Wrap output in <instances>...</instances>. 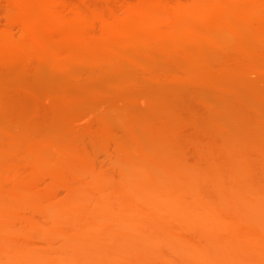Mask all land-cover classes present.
I'll return each instance as SVG.
<instances>
[{
  "label": "bare ground",
  "instance_id": "1",
  "mask_svg": "<svg viewBox=\"0 0 264 264\" xmlns=\"http://www.w3.org/2000/svg\"><path fill=\"white\" fill-rule=\"evenodd\" d=\"M99 1L100 2H98L97 0H0V7L2 6L1 5L2 3L5 4V5H3V8L6 7L5 10L3 9L4 10L3 13H5L3 16H5L4 19H6V20H4V22H7V23H5L6 26H5L4 22H3V25L0 26L1 28H2V26H5L2 29H0V63L1 64L5 63L1 59H5V58L8 59V57H7L8 54L13 53V51H16V50H18V51L21 50V53H22V50H25V52H28V53L29 52L35 53V55H36L35 57L38 58L37 61H40V60L42 61V59H44V60L45 59H48V60L51 59V62H52V60H54L56 58L57 51H59L58 47L61 44L62 45L66 44V43L64 44V42H68V43L70 42V43H75V44L79 43V45H77L78 47L81 44L84 46V48H85V46H90V47L92 46L93 47L94 43H92L91 41H93L94 38H97L98 40L102 38V42H103V39L106 40V43L109 46L105 43L104 48L106 46L108 47V52H107L108 56L114 57V58H116V60H118V58L126 59L127 57H126V53L124 52V49L129 47L128 44L132 46L131 43H134V42L137 43L138 40L139 41L143 40L141 37H139L142 34L141 36H143L144 40H145V37L148 39V40H146L147 43L150 42V43L156 45V46L153 45L156 49H158L157 46L159 44H162L159 46H163V44H164L163 47L165 50L166 49L165 46H167V45L171 46L172 43H175L178 41L183 42V44L188 43L189 45H192L191 48L189 47L190 48L189 49L188 48L189 45L188 46L184 45L187 47V48H185V47H183V44L181 45L180 43H177V44H180L183 48H185L187 50V53L185 50L184 51L186 53L185 55L186 56L188 55V57H186V56L185 57L188 59L189 62L187 61L186 58L185 59L183 58V60H181V59L180 60L183 62L185 61V63L187 61V63H188L187 67H191V68L187 69L186 64H185V66L182 65V67H183V69H185V72L187 74L190 71L189 74H191V75H186V73H182L183 75L188 76V77L184 76L185 77L184 79L186 81L182 78V80H184L187 83H184L181 80V78H180V80L184 84H186V88L188 87L187 89L190 90V89H192V87H191L192 81L191 80H193V82L195 84L198 83L195 80L199 81V79H197V78H198V76H200V74H202V72L199 73V75H198V72L203 69V66H200V69L197 68L199 63L201 64V62L198 63L199 60L201 61V59H199L200 58V52L202 51V54L205 53L202 48H201L202 50H200L199 47H202V45L201 46L198 45L199 42L200 43L205 42V44L208 45V43L210 41H212V42L217 41L218 44L217 43L216 44L219 47L216 49H219L221 47L220 49L225 50V52H226V50H228L231 47V46L230 47L228 46L229 40H227V39H231L230 35H233L236 39H238V40H235V41H237V44L235 45V41L231 42L234 44H231V43L230 44L234 45L235 48L238 46L237 50H241V51H235L234 47L232 46L233 47L232 49L235 51V53L236 52H241V53L243 52V54L238 53L240 55V57H241V55H242V57H243V55L244 56L247 55V57H249L248 54L251 55L252 51L257 52V48L256 49L253 48L254 50L251 48V51H248V53L244 54L245 49L250 50L249 49L250 47H254L255 45L258 46L257 42H254L255 45L253 46L252 42H249V41H251V39H253V41L261 40L264 43V0H99ZM255 1L258 3V7H256L254 5V3L256 4ZM259 2L261 4L262 8H259L260 7ZM0 13H2V11ZM12 28L17 29L16 32L17 31L18 32L16 34H14L15 32L14 33L12 32ZM144 30H145V32H147L145 34L146 36L143 35ZM148 31H149V33H148ZM138 32H139V35H137ZM195 35H196V37L198 36L197 37L198 39L196 41H194L195 39L192 40L193 38H195ZM137 36L139 37V39L137 38ZM228 36H229V38H228ZM255 39H257V40H255ZM146 41H144V42H146ZM206 41L208 43H206ZM230 41H232V40H230ZM100 42H101V40H100ZM144 42L143 41L138 42L137 44H141ZM212 42H210V43H212ZM91 43H92V45H90ZM169 43H171V44L169 45ZM210 43H209V45H211V48L210 47L209 48L212 49V44H210ZM214 43H213V47L217 46ZM258 43L260 45L259 41H258ZM75 44H73L74 47H75ZM177 44H174L173 46L177 47L178 46ZM205 44H204V46H205ZM69 45H71V44H69ZM248 45H250L249 48H247ZM181 46L180 47L178 46L180 48V50H182ZM227 46L229 48L225 49V47L227 48ZM257 46H255V47H257ZM60 47H61L60 49H62L63 46H60ZM90 47H89V51H90V49H92V47L91 48ZM98 47H99V49H97ZM98 47H95V48L100 51V46L98 45ZM124 47H126V48H124ZM163 47L161 49H163ZM174 47H172L173 49L171 48V53L173 54V52L175 51V53L178 54L177 48H176V50H177L176 51V50H174L175 49ZM260 47H261V45L259 46V48ZM80 48H83V47L81 46ZM86 48H88V47H86ZM129 49H131V48L129 47ZM154 49L152 50L153 52L155 51ZM161 49H159V50H161ZM167 49H168L167 52L164 50H161L160 54L157 55L160 58V61L162 58L165 59L168 56H170V57L172 56L173 59H176L175 54L174 55L168 54L169 53L168 51H170V48H167ZM206 49L207 50H205V51H210L208 49V46ZM214 49H215V47H214ZM93 50H95V49H93ZM172 50H174V51H172ZM180 50H179V53L182 52V51L180 52ZM247 50H245V52H247ZM60 51H61L60 53L62 54V50H60ZM85 51H86V49H85ZM99 51H96V50H95V52L90 51L91 53L94 52V54H93V56L91 54L90 55L91 57L90 58L88 57V58L91 60L93 57V59L96 60V62L99 59L101 60V62H103V61L106 62L107 58L105 60H103L106 56L102 55ZM162 51H164V52L162 53ZM260 51H262V50H260ZM77 53H79V52H77ZM81 53H83V52L81 51ZM81 53L78 54V55H80L79 57H81ZM129 53H130V51H129ZM155 53H156V51H155ZM258 53H259V51H258ZM29 54H31V53H29ZM87 54L88 53H86V54L84 53V55H87ZM151 54L153 56L156 55V54L154 55V53H151ZM207 54H205L206 57H207ZM231 54H232V52H231ZM238 54L237 55L235 54V55L239 56ZM254 54H252V56H250V58H252V57H253L252 59H255L254 57L257 58V56ZM24 55H26V54H24ZM78 55H77V57H78ZM160 55L162 56V58ZM164 55L166 57H163ZM261 55H264V54L263 53L259 54V58L261 57ZM103 56H105V57L101 58ZM153 56L151 57L152 59H154ZM227 56H228V54H227ZM77 57H75V58L77 59ZM158 57H157V59H158ZM170 57H169V59H170ZM206 57H204V58H206ZM232 57L234 58V56H232ZM28 58L30 59V57H28ZM138 58H140V57H138ZM250 58L247 60H250ZM16 59H14V60H16ZM29 59H28V62H29ZM73 59H74V57H73ZM78 59H79V61L81 60L80 58H78ZM134 59H130L133 62L132 61L129 62V60H128L126 64H121V65L122 66L128 65V62L133 64L134 61H136L135 57H134ZM149 59L150 58H148L147 60H149ZM152 59H150V60H152ZM163 59H162V63H161L162 65H160V66L167 68V66H165V65H167V62H164L165 65L163 66ZM167 59L168 58H166L165 60H167ZM238 59L240 60V58H238ZM263 59H264V56H263L262 60ZM100 60L97 63V64H99V66L101 63ZM150 60H149V62H150ZM205 60L206 59H204V60L202 59V62H204L205 64H209V63H206L209 61V59L206 62H205ZM245 60L243 61V63H244L243 67L245 66V62H246ZM251 60H250V62H248V61L247 62L252 63ZM1 61H3V63ZM34 61H36V59ZM61 61L62 60H60V62ZM137 61H139V62H136L135 64L140 66V69H141V65H139V63H141V62L138 59H137ZM156 61L154 60L153 62L156 63ZM160 61L158 59V61H157L158 65H159ZM167 61H169V60H167ZM176 61H178V60L176 59ZM223 61L226 62V60H223ZM258 61L259 60L257 59V62ZM263 61H261L259 63H262ZM9 62H10V60H9ZM25 62H23V63H25ZM49 62H50V60L48 61V63ZM76 62H78V60H76ZM96 62L95 61L93 63L89 62L90 65L92 64V66H93L92 68H94V69H96V67H94L93 64ZM125 62H126V60H125ZM173 62H175V60ZM183 62H179V64H181ZM225 62H224V67L227 68V65H225L226 64ZM234 62H235V60H234ZM236 62H238V61H236ZM247 62H246V64H247ZM19 63H20V65L22 64L20 61H19ZM82 63H84V62H82ZM110 63L113 64V62H110ZM116 63H115V59H114V64H116ZM150 63H151V67L146 65L148 67V69L149 68L151 69L152 65H153L152 62H150ZM150 63H146V64L149 65ZM170 63H172V60ZM170 63H169V66H170ZM218 63H219V61H218ZM218 63H217V65H218ZM230 63L228 65H230ZM13 64H15V63H13ZM50 64H52V63H50ZM53 64H54V61H53ZM221 64L222 63H220V65ZM234 64H237V63H234ZM252 64H254V62ZM7 65H9V64H7ZM20 65H19V67H20ZM24 65L25 64H23L21 67L25 68ZM37 65H38V63H37ZM90 65L88 66L89 68L87 67L86 64L83 67H87L90 70V67H91ZM117 65H120V64H117ZM172 65L174 66V64H172ZM176 65H178V64H176ZM202 65H203V63H202ZM211 65H210V67H211ZM239 65H240V63H239ZM239 65H238V67H239ZM255 65H258V64L255 63ZM255 65H253V66L255 68L258 67L259 70L261 71V69H260L261 65L260 64H259V66H255ZM58 66H59V64H58ZM95 66H98V65H95ZM122 66L120 68L124 69L123 68L124 66L123 67ZM146 66H144V63H143L142 67H146ZM160 66H157L158 69H155V67H156V64H155V67L153 65V68H154V70H157V72L160 71L162 73V75L164 73H166V71H167L166 75H169L168 72L170 73V75L172 74V72H173V74H175L174 71L170 72V70L172 68L169 70V67L166 70L163 68L165 70V72L163 73V70L161 68L159 70ZM173 66H171V67H173ZM208 66L209 65H204V67H207V69H206L207 73H208V70L211 69V71L213 72V73L211 72V74L215 73V76H217V78H219L220 76L224 77L225 74L229 75L228 73L229 72L232 73L231 72L232 70L234 73L235 71L233 68H235L236 73L238 72L237 75L234 73L235 74V76H234L235 81L237 82L240 80V83H244V84L247 83L248 86H246V85L244 86V84L243 85L240 84V85L244 86L246 89L248 88L246 90L248 93L246 92V94L250 95V93H251L250 90H252V89H249V88H251V87L253 88V86H252L253 84L251 85V83L248 82L246 78H244V75H246V74H243V73L255 72V70H257V72H258V68H256V69L252 68L254 71H244L246 69L252 70V69H249V67H251V66H249L247 68V66H248L247 65L245 67L246 69L243 67H240L239 70H237L238 68H236V66H235L230 71L228 69H231V68L228 67L227 73H224L226 71V69L223 68V75H220V72H222V70L220 71L221 68L219 69V71L217 70L218 69L217 67L213 68V69L218 71V74H217V72L215 70H214L215 72L213 71L212 67L211 68L209 67L210 69H208ZM212 66H215V65H212ZM33 67H34V65L32 66V70H33ZM113 67L117 68L116 65ZM147 67H146V71H147ZM174 67H173V69H174ZM179 67H181V65ZM184 67H186V68H184ZM201 67H202V69H201ZM220 67H222V66H220ZM9 68L10 67H8V69ZM24 68H20V69H21V71L27 69L26 73L30 69L29 66L25 69ZM87 68H85V69H87ZM99 68H101V66ZM99 68H97V70H100ZM116 68H115V70H116ZM176 68H175V70H176ZM12 69L14 70V68H12ZM109 69H108V71H109ZM150 69H149V71H150ZM177 69L179 70V68H177ZM186 69L189 71H187ZM190 69L194 72H192ZM195 69H198L199 71L198 70L195 71ZM224 69H225V71H224ZM241 69H243V70H241ZM263 69H262V71H263ZM30 70L28 73H30ZM101 70L103 72V69H101ZM101 70H100V72H101ZM124 70H122V72L125 73L126 71H124ZM143 70L144 69H142L140 71L143 73ZM182 70L181 71L179 70V71L182 72ZM240 70L243 72H241L242 73L241 76H238L240 74L239 73ZM90 71H92V69ZM118 71H117V73H118ZM146 71H144V74ZM260 71H259V74H260ZM16 72H18V71H16ZM52 72L53 71L51 69V73ZM122 72L120 70V74ZM152 72H154V71H152ZM152 72H150V73H152ZM257 72H255V73H257ZM4 73H5V71H4ZM19 73H18V75H21ZM26 73H25V75H26ZM124 73H122V74H124ZM203 73L204 74H202V76L206 75V77L208 78V75L205 72H203ZM94 74L100 75L99 72L97 74L96 73H94ZM111 74H112V72H111ZM176 74H178V73H176ZM232 74H231V77H230V75L229 76L225 75L226 78H228V79L230 77V80L227 79L228 80L227 81L226 78H224V80H226L227 82L230 81V83H226V84H231L230 85L231 87L227 86V85H226L227 86L226 87L225 84H223L225 82L223 80V78L220 77L221 81H223V82H221L220 79H218V82L220 81L219 82L220 88L225 87L227 89V90H225L222 88L221 91L225 90V91L229 92V88H231L230 91H233L232 90V82L234 80L231 81V78H233ZM155 75H157L156 77H158L161 74L159 73V75L158 74H155ZM218 75H220V76H218ZM261 75H263L262 77H264V74H261ZM39 76L41 77V75H39ZM163 76L165 77V74ZM172 76L173 75H171L170 78H169V76H167L166 78L167 79L169 78L168 80L170 81V83L172 82L171 80L174 78L173 79L174 83L173 82L172 83L175 85L176 82L174 80L177 81L179 79H175V77H172ZM174 76L179 78L182 75L179 76V74H178V75H174ZM204 76H203V78L199 77L200 81L204 82V80L205 81L208 80L207 82H209V80L211 81V79L214 77V75H213V77H211V79H209V78L207 79ZM236 76L237 77L243 76V77H242V79L241 78L236 79ZM21 77H22V75H21ZM25 77H27V76H25ZM46 77L48 78V76H46ZM146 77L147 76H145V78ZM149 77H151V76H149ZM153 77H154V75H153ZM153 77H151V78H153ZM164 77H161V80H163L162 83H161V80H158V81H160V84H158L159 87L157 84H154V82H152V84L155 85V88L156 87H158V88L163 87V89H164L163 91L167 90L165 88H166V86L169 85V81L167 83L164 79H162ZM171 77H172V79H171ZM191 77L192 78L195 77L196 79L195 78L192 79ZM187 78H190L191 80H188ZM217 78H215V80H217ZM16 79H17V77H16ZM146 79H149V78H146ZM156 79L157 78H155V80ZM13 80H14V78H13ZM215 80H213L211 82L212 83L216 82V84L218 85L217 81H215ZM40 81H41V79H40ZM151 81H154V80H151ZM158 81L156 80L157 83H158ZM245 81H247V82H245ZM23 82H25V81H23ZM54 82H56V81H54ZM67 82H69V81H67ZM144 82H146V80ZM188 82H190V84H188ZM234 82H233V84H234ZM26 83H27V81H26ZM45 83H48V81ZM78 83H80V82H78ZM164 83L166 84L165 88L163 85H161ZM179 83L178 84L176 83V86H178ZM4 84L2 83V85L4 86L3 89L6 87L5 85H7V86L10 85V84H5V85ZM28 84H30V83H28ZM28 84H26V85H28ZM40 84H41V82H40ZM147 84L151 87L153 86V85H151V82L147 81ZM184 84H182V85L185 86ZM187 84H188V86H187ZM207 84L208 83H205L204 85H207ZM11 85L13 87L15 86V84H12V83H11ZM11 85H10V87H11ZM26 85H24V86L28 90V88L31 86V84L29 85V87H27ZM73 85H76V83ZM171 85L172 84L169 85L170 89L172 88ZM198 85H199V83L197 84V86ZM235 85L238 86V84H236V83L233 86H235ZM240 85L238 87H240ZM17 86H16V89H17ZM195 86L196 85L193 84V87H195ZM23 87H22V89H23ZM66 87H68V86H66ZM79 87L81 89H83L82 86L79 85ZM79 87L77 86L78 89H79ZM169 87H168V90H169ZM189 87H191V88H189ZM34 88H32V89L29 88V89L33 90ZM42 88H43V86H42ZM158 88H157V90H158ZM195 88H196V91H198L197 90L198 88L197 87H195ZM234 88H236V87H233V89ZM67 89L68 88H66L65 91ZM84 89H86V86L84 87ZM254 89H255V87H254ZM6 90L8 92L7 88H5L4 91L6 92ZM12 90L9 89V93L13 92ZM39 90L41 91V89H39ZM51 90H52V88H51ZM40 91H39V93H40ZM65 91H64V93L68 92V91H66V92ZM160 91H162V89H160ZM167 91H165V92L167 93ZM2 92H3V90H2ZM24 92H26V91H24ZM254 92H256V91L255 90L252 91L251 95L257 94V92L254 94ZM20 93L18 92V94H20ZM39 93H38V95H39ZM43 93H45V92H43ZM30 94H33V93L30 92ZM35 94H36V92H35ZM62 94H63V92L60 95H62ZM13 95L14 94H12V96ZM15 95H17V94H15ZM249 95L246 96L249 98H245L246 101L244 102V105H243V103H240L239 100H237L239 102V103L237 102V104L243 105L242 107L240 105V107L242 109L246 110V108H247V115L250 114V113H248V111L251 110V108L253 109L252 106L249 107V104L247 105V103H246L247 101L249 103V100L254 97V96L250 97ZM51 96L54 99L53 95H51ZM51 96H50V98H51ZM200 96H202V95H200ZM20 97H21V95H20ZM47 97H48V94H47ZM18 98H17V100L19 101L20 98L19 99ZM42 98H45V97L43 96ZM200 98H204V97H200ZM8 99H11V98H8ZM164 99L165 98H163L161 100H164ZM13 100H14V98H13ZM13 100H11V101H13ZM23 100H24V98H23ZM56 100H57V98H56ZM242 100H243V98L240 99V101H242ZM2 101H3V99H2ZM8 101L9 100H7V102H4V103L7 104ZM13 102L11 103L10 109H8L9 110V116H10V112L12 110H14L15 107H16V110L20 109V108L19 109L17 108L18 102H17V104H16V102H14L15 107H14V109L11 110V107L14 106ZM38 102H40V101H38ZM44 102H45V100H44ZM72 102H74V101H72ZM102 102H104V101H102ZM158 102H159V100H158ZM165 102L167 103V101H165ZM250 102H251V100H250ZM30 103H31V101H30ZM30 103H28V104H30ZM80 103H83V102H79V99H78V104L80 106L75 104L77 106V108H78V106L81 108ZM160 103H161V101H160ZM163 103L159 104V106L162 105V107H164ZM0 104H2V102ZM8 104L3 106V108L6 107V108H4L5 110L9 107ZM39 104H41V107H42V105L44 103L42 104V102H40ZM53 104L55 105L56 103L53 102ZM58 104H56V105H58ZM2 105H0V109L2 108ZM23 105H26V104L24 103ZM68 105H70V104H68ZM87 105H85V102H84L83 107L86 108V109H84L85 111L87 110ZM20 106H21V104H20ZM37 106H38V109H36V110H38V111L40 109L42 110V108H40V105H37ZM43 106L45 107V104ZM72 106H73V103H72ZM72 106L70 107L71 110L68 106V108L66 110L69 109L70 111L68 112L65 110V112H67L66 114H63L65 112L63 111V113H62L61 112L62 110L59 109L60 114L62 113L64 118L66 116L65 120L68 119L67 114L69 115L70 112L72 111ZM91 106H93V105H91ZM109 106H110V104H109ZM109 106L107 105L106 108H108ZM166 106H165V108H166ZM18 107H19V104H18ZM26 107H27V105H26ZM48 107H46L45 109L43 108V110L48 109ZM3 108H2V110H4ZM77 108H76V110H77ZM80 108H78V109L81 110ZM89 108H90V106H89ZM91 108H90V110H91L90 112H89V110H87V112H89V116H90V114H91V116H94L92 114H95L96 120L98 118H100V117H98L100 114L98 115L96 112L91 113L92 109L94 107L92 109ZM165 108H164V111L166 112L167 109H165ZM167 108H168V106H167ZM241 108H239V109L242 111ZM26 109H24V110H26ZM73 109L75 110V107ZM8 110L5 111L6 114L4 112L3 113L0 112V114H2V115L5 114L3 116L0 115L1 116L0 119L2 117H6ZM43 110L41 111V113L44 112L47 115L46 114L44 115L43 113H42L43 114L42 115L40 112H38V113H40L42 116H46V118H49V116L53 115V112L51 114V113H49V111L47 112V110H46V112H45ZM76 110H75V112L72 111L71 115H69V116L72 117L73 114H76V112H77ZM117 110H120V108ZM240 110L237 112V114H239ZM244 110H243V112H244ZM22 111H23V109H22ZM29 111H28V113H29ZM32 111H34V110H32ZM81 111H82V113L86 114V112H83V109ZM25 112H27V111H25ZM80 112L79 113L77 112V113L80 114ZM118 112L119 111H117V113ZM17 113L18 112L14 113V114H17ZM28 113H26V114H28ZM115 113H116V110H115ZM36 114H37L36 112H35V114L32 113L31 115H33V116L30 118L29 117L27 118L30 120V121L28 120L29 123L31 122V118L34 119V117H35V119L37 120L38 115L36 116ZM60 114H59V117H60ZM78 114L76 115V117L73 116L72 119L75 120L77 117H79V119H80V117L84 116L81 114L79 116ZM119 114H117V115H119ZM164 114L161 117L163 118V120L165 122V119L168 120V118H165V116H167V114H165V115ZM251 114H252V112H251ZM253 114H254V110H253ZM17 115H14L12 117H16ZM20 115H22V114H20ZM121 115H123V114L121 113L119 116H121ZM160 115H161V113H160ZM252 115H251V117H252ZM40 116H38V119ZM105 116L104 115L101 116V120H100L101 122H99V123H101V124L103 123L102 126L107 127L106 125H104V123L106 122L108 125V120L110 122L111 118H109L108 115H107L108 117L106 116L107 118H104ZM241 116H240V118H241ZM244 116L245 115L243 113L242 118H244ZM8 117L5 118L6 122H9L10 120L14 119V118H11V116H10L9 121H7ZM18 117H20V116H18ZM18 117H16V119ZM63 117H60L58 119H60L62 122L63 121L62 119H64ZM87 117H88V115L86 116V118L85 117L84 118L87 119ZM157 117H156V119H157ZM253 117H254V115H253ZM253 117L251 119H253ZM46 118H44V120ZM84 118H82V119H84ZM91 118L88 117L89 120L87 119V122H88V124L91 123V126L92 125L95 126V124L90 122ZM93 118H92V120H94ZM102 118L105 119V122H102L103 121ZM247 118H250V116ZM247 118L245 121H248ZM256 118H258V117H256ZM5 119L3 118V120H5ZM119 119H121L120 120V122L122 121L121 123L124 122L123 125L125 127L128 126L127 125L129 123L128 121L126 123L123 120V118L120 117ZM119 119H117V120H119ZM161 119H157L158 121L157 120L156 121L158 123H160ZM1 121H2V119H1ZM13 121H15V119ZM13 121H11V122H13ZM23 121H24V119H23ZM25 121H26V119H25ZM33 121L34 120H32L31 123H35ZM156 121L154 120V123L153 122L152 123L157 125ZM242 121H244V119ZM245 121H244V123H242L241 121L240 122L238 121L239 122L238 125L239 124H245ZM250 121H252L251 124L254 123L253 122L254 119L253 120L249 119V122ZM38 122H40L42 124L41 118L39 119ZM54 122L58 123L59 121L58 122L54 121ZM61 122H59V123H61ZM87 122L85 125H87ZM164 122L162 124H164ZM167 122L169 123V120ZM255 122H256V120H255ZM2 123L4 124V122H2ZM15 123H18L17 120H16V122H14V125H12V126L13 127L16 126L15 128H17V125H15ZM37 123H35V124H37ZM59 123H58L59 127L62 124L64 125V123H62V124H59ZM65 123L67 125V122H65ZM125 123H126V125H125ZM215 123L216 122H213L214 125H212L213 126L212 128L217 130L214 127V126H216ZM262 123H264V121ZM6 124L8 127H10V125H9L10 123L9 124L6 123ZM18 124H22V123H18ZM35 124H34V126H35ZM41 124L38 123V125H41ZM96 124H97V122H96ZM111 124H112V122H111ZM257 124H258L257 126L260 125L259 123H257ZM23 125L26 126L24 123H23ZM23 125H21L20 127L18 126L19 130L22 129L21 127ZM55 125H57V124H55ZM66 125H64V128L66 127ZM109 125H110V123H109ZM109 125H108V127H110ZM130 125L131 124H129V128H131ZM164 125H167V123ZM12 126H11V128H13ZM51 126H50V128L52 129L53 127H51ZM53 126H54V124H53ZM89 126H86V128L82 127L84 129H86L87 131L83 130L80 132L81 134L79 133V131L77 132V128H79V130L82 128H80V126H78L76 128V132L79 133V136L82 135V137L80 136L81 139L84 138L83 134L85 132L87 133V132L92 131V130L90 131V129L94 128L95 130L94 129L93 130L95 132L96 129L98 130L100 127H102V126H99V127L97 126L98 128H96V127L92 126L89 128ZM154 126L153 127L151 126V130L152 131L154 130V132H155L156 126L155 127ZM160 126H157L158 130H159ZM217 126H219V125L217 124ZM105 127H103V129H105ZM108 127L105 129L106 131L108 130ZM251 127H250V130H252ZM15 128H14V131H17V130H15ZM57 128H55V130L59 131V129H57ZM64 128H62V129L64 130V133L67 132V134L62 135L63 131L60 130L62 132H61V134L59 133L60 136L56 135V138H55L54 132H53V137L51 136L52 135V133H51V135H49V136L45 135V138H43L44 135H43V133H41V135L38 134V135H40L41 139H39L40 137L37 136V138L35 140V137H34L35 134L31 135L32 133H34V131L32 132L29 129L31 132V134H28V135H30L29 137L30 138H31V136L34 137L32 140V138L28 139V135H26L24 133V132H26V129H25V131L23 130V132L18 130L19 132L17 131V134L14 133L13 131H11V133H14V135H16V136H14L13 134H10V131L7 130V128H6V131L3 132V134L5 135V132H9V135H11V136L7 137V139L5 137H2V135L0 136V137H2V139L5 138V139H3V141L6 140L9 142V145L7 144V142H4V143L2 142L5 145L7 144L8 148L6 145V149H5L3 147L5 145H3V144H1V147H3V148L0 147V264H264V174L261 178L259 177L260 179H257L255 177L256 178V180H255L253 175L249 173L251 168L250 169L246 168V166H245L246 164L243 163L245 160L241 161L242 158L238 159L239 157H237V159L236 158L235 159L238 161L240 160L239 162L240 163L242 162V164L239 165L240 164L239 162H234L235 163V165H234V163L232 161H236V160L230 159V157L232 158V156H235L236 153H232L233 151L232 152L230 151V152H227L225 154V151L229 148L226 146H230V145H228V144H230L229 141H227L226 139H225V141H223L225 138L224 136L227 135L226 133H225L226 135H222L221 131H220V134L224 138H223V140H221L222 139L221 137H220V139H218L222 143L224 142V145L226 144L225 147L227 149L224 148V146H223V148L220 151H223L222 153L225 154L224 156L226 158L227 157L229 158L227 161V165H228V162H232V164H230L228 167V170H229V168L231 166L230 170L229 171L227 170L228 176H227L226 180L221 178L223 176H220L219 171H213V172L208 171V170H212V169L202 170L201 168H199L198 170L200 172H196V170L194 169L196 174H193L194 170H192L193 173L191 174V170H190V174H191L190 175L187 173L188 170L187 171L185 170V168H187V167L182 168V166H180L181 164L180 165L178 164V160H180V156L178 159L177 157H175L176 155H172V153H169L170 150H167L163 144H162V146L165 149H163L162 152H161V150L157 151V150H159L158 148H160V149L162 148V146H158V144H157L158 142H159V144H161V140H159L161 138L159 136L157 137V138H159V139H157V140H159L158 142H156L154 140L157 135L161 134V136L163 137L162 141H164L165 136L167 137L166 138L167 140L165 139L164 143H166V141H170V140L173 141L172 140L173 138L169 139L171 135L169 136L167 133L162 132V130H160V132H158L156 130L158 133H160V134L157 133V135L155 133L156 136L153 134L154 133L153 132L152 133L153 136H151V134L150 135L147 134L146 137L147 136L148 137L146 139L144 138L145 140H147V139L149 140L150 138L153 139V141L155 142V144L153 145V148L156 147L155 145L158 146V148L157 147L155 148L156 151L153 148L152 149L149 148V149H151V150H149L150 152L153 150H154V152H156V153L152 152V154H150V152L147 149L148 147H151L152 144L154 143L151 139H150V142L152 141L151 142L152 144L148 145V147L146 146L147 144L144 143V142H146L144 139H143L144 142L141 141L142 143H140V141H136L137 143L139 142V144L141 146L143 145V148H144V146H146L147 147V148L145 147L146 150L145 149L143 150L142 147L141 148L138 147L139 146V144H138V146H136L135 149H136V151H141V152L129 153V152H126L125 149L123 150L124 152L122 150H120V148L118 150L116 149L121 144H122L121 147L124 145L123 146V148H124L125 144L122 143L123 141H121L120 145L116 146L117 144H119L120 138H119V141H117V139H116L117 137L113 136L115 138V140H113V141H116V143H117L115 145L116 148H114V150L117 152L115 153L113 151V153L110 154L111 156L109 155V157H111L110 162H115V163L117 161H119V163L123 162L122 164H119L117 162L116 167L111 164L118 171V178L115 179V178H113V176H114L113 172L115 170L114 171L111 170L113 175L110 176L105 171L107 169H105V168H103L104 170L99 169V168L96 169L95 165L93 166V164H92L93 162L90 161L91 159H89V157H87V156H89V154L88 155L86 154L88 152L85 153V151H87V149H86L87 146L83 143H85V141H87L86 143H88L89 137L93 138V136H94V138H96L95 134H93V136H92L91 133H90L91 135L87 133V135L89 137L86 136L87 139L85 138V140L82 143L79 142L80 143L79 145H82V144L85 145V149H80V148H84V146L82 145L83 147H81V146L79 147V145L77 144V142L80 141L79 140L80 137L76 136L78 134L74 133L75 130H73V129L75 127L72 126V131L68 130V129H70V126H69V128H68V126H67V128H65V129ZM152 128H154V129H152ZM162 128H160V129H162ZM212 128H211V130L213 131V134H215L214 132H217L220 129V126L217 127L218 128L217 131H214ZM233 128L234 127H232V130H234ZM237 128H238V126H236V129ZM31 129L34 130L36 128L33 129V126H32ZM103 129H100L98 131V132H100L102 130L100 133H98V132L97 133L95 132V133L100 135L99 137L102 139L103 138L106 139L108 137H111L110 135L107 134L106 131H103ZM165 129H166V126H165ZM165 129L163 131H166ZM221 129L224 130L222 127H221ZM36 130H38V129H36ZM48 130H49V127H48ZM65 130H68V131L65 132ZM237 130H236V132H237ZM2 131L3 130H1L0 133ZM69 131L72 132V135H71V133L70 134L68 133ZM228 131H229V128H228L227 132ZM20 132H22L23 135L18 134ZM49 132H47L45 134H48ZM82 132H83V134H82ZM103 132H105L106 134H104ZM236 132H232V133L236 134V135L231 134V135H233L232 139H234V137L237 136L238 133H236ZM163 133L167 134L169 137L167 135L164 136ZM218 133L219 132H217L215 134L216 136L214 135L216 140H217V138H219V137H217L219 135ZM18 135H19V137L21 135V137L19 138ZM36 135H37V133H36ZM98 135H97V138H98ZM101 135H103V137H101ZM106 135L108 137H106ZM7 136H8V134H7ZM23 136H26V138L28 140L24 139V138L22 139ZM239 136L240 135L238 134V137ZM113 137H111L110 139L112 140ZM136 137L141 138L142 136L140 137V135H136L134 137V141H135ZM144 137H145V135H144ZM227 137H229L228 140H230V142H231V140H232V139H230L231 136L228 135V136H226V138ZM91 138H90L91 141L96 142L97 139H91ZM100 138H98V140ZM215 138H214V141H216ZM237 138H236V140H237ZM253 138L254 137L251 138V141L255 140ZM38 139H39V141H37ZM104 139L103 140L100 139L102 141V143H104L103 142V141H105ZM100 140L97 143L100 144L101 143ZM141 140H142V138H141ZM18 141H24V142L26 141L27 143L23 142L25 144L23 146L20 143L16 144V143H18ZM32 141L33 142L37 141V142H36V144H33ZM226 141L228 142V144ZM235 141L233 140L232 142H235ZM238 141H239V138H238ZM242 141H244V140H242V138H241V142ZM0 142H1V140H0ZM74 142H76V143H74ZM150 142L148 143V141H147L146 143L150 144ZM253 143L255 144V142H253ZM89 144H90V142H89ZM96 144L94 146H96ZM114 144H115V142H114ZM238 144H240V143H238ZM238 144L235 143V145L237 147H238ZM231 145H234V143H232ZM18 146L20 147V149L17 148ZM48 146H50V147H48ZM75 146H77V147H75ZM252 146L253 145H251L249 147L250 149L248 148L249 151L252 149L251 148ZM90 147H91V144H90ZM210 147L212 148V149L209 148L210 152L213 150V148L218 151V149L215 148V146L214 147L210 146ZM232 147L233 146H231L230 148H232ZM239 147L242 148L244 152H246V153L249 152L247 150L245 151L243 146L241 147V145H240ZM137 148H140V149L138 150ZM230 148H229V150H231ZM234 148H235V146L233 147V150H234ZM256 148H257V146L256 147L254 146L253 151L252 150L251 151L252 152L256 151L255 150ZM235 149H237V148H235ZM126 150H128V149L126 148ZM130 150H132V149H130ZM142 151H144L143 152L144 154H141ZM147 151H148V155L144 156L146 154L145 152H147ZM166 151H168V152H166ZM208 151L209 150H207V152ZM217 151H215V152H217ZM237 151H241V149H238ZM176 152H178V151H176ZM212 152H214V151H212ZM200 153H203V152L200 151ZM200 153H197L198 156L196 155L198 158V161L200 160L199 158H201V157H199V155H201V156L203 155ZM116 154L118 155V157H120V159L117 158ZM139 154H141V155H139ZM176 154L179 155L180 153H176ZM208 154H210V153H208ZM237 154H239V153H237ZM241 154H243V153L241 152L240 156H241ZM142 155L145 157L144 160H146V161L139 164L140 160H143V159H141V158H143ZM183 155L181 157H183ZM213 155H215V153ZM262 155L264 156V154H262ZM112 156L115 158L113 159ZM136 156L137 157L141 156L140 160L137 161L138 163H136ZM208 156L206 157V153H205L204 157L208 158ZM146 157H148V158H146ZM245 157H246V155H245ZM121 158H122V160H121ZM176 158H177V160H176ZM184 158H185V156H184ZM197 158H195V159L197 160ZM222 158H224V157H221V159ZM182 160H183V158H182ZM182 160H181V162H182ZM206 160L209 161V159H206ZM206 160L204 162H206ZM210 161H211V165L213 167H214V165L218 166L219 159L217 156L215 158L212 157V159H210ZM209 162L207 164H210ZM221 162H223V160ZM182 165H184L183 162H182ZM188 165H190V164H188ZM220 166H221V164H220ZM190 167H192V166H190ZM198 167H199V165H198ZM206 167H208V166L206 165ZM225 168L227 169V167H225ZM215 169H216V167H215ZM219 169H220V167L218 168V170ZM262 171L264 172V170H262ZM257 173H258V171H257ZM115 176H117L116 173H115ZM43 177H47V179H48V182L45 185H41L40 183H38L39 180L43 179ZM81 178H83L84 180L82 181ZM45 181H47V180H45ZM57 184H60L61 186H63L66 189L65 190L66 194H65V192H63L65 194V196H64V194H62L64 197L61 196V197H63L61 199H60V196L58 197L59 199L56 197L59 195L58 193L56 195V193H55L56 189H54L55 185H57ZM35 239H37V240L39 239V240H41V242H43L41 244V246L40 245L37 246L35 244L36 242H39V241L35 242L34 241Z\"/></svg>",
  "mask_w": 264,
  "mask_h": 264
},
{
  "label": "rangeland",
  "instance_id": "2",
  "mask_svg": "<svg viewBox=\"0 0 264 264\" xmlns=\"http://www.w3.org/2000/svg\"><path fill=\"white\" fill-rule=\"evenodd\" d=\"M98 2H100L99 0H97ZM256 2V1H255ZM259 4H260V2H259ZM2 6L0 7L1 9V11H2V13H0V26L1 25H3V22H4V20H6V19H4V17L5 16H3L5 13H3L4 12V10L6 9V7L5 8H3V5H5V4H1ZM254 5L256 6V7H258V3L256 2V4L254 3ZM260 7L259 8H262L261 7V4L259 5ZM4 9V10H3ZM263 10V9H262ZM0 11V12H1ZM5 23H7V22H4V24ZM5 26H6V24H5ZM5 26H2V28L3 27H5ZM1 27H0V29H2ZM16 30L17 29H14V28H12V32L14 33V34H16L17 32H16ZM144 32V34L143 35H145L147 32H145V30L143 31ZM148 33H149V31H148ZM141 34V33H140ZM137 35H139V32L137 33ZM142 35V34H141ZM139 36V37H141L143 40H138L137 41V43L138 42H144V41H146V40H148L145 36V40H144V38H143V36ZM148 35V34H147ZM229 35V34H228ZM227 36V35H226ZM139 37L137 36V38L139 39ZM148 37V36H147ZM194 37V36H193ZM192 37V38H193ZM198 37V36H197ZM196 37V35H195V38H193L192 40H194V41H196L198 38ZM140 38V39H141ZM228 38H229V36H228ZM230 38L231 39H227V40H229V47L227 46V48L225 47V49H228V50H226V52H225V50H222V49H216V48H218L219 46L217 45L218 43H217V41H214V42H212V41H210V42H212V43H210V44H212V49H210L211 48V45H209V43L206 41V43H208V45L207 44H205V42H203V43H198V45H202V47H199L200 48V50H202L203 49V51L205 52V53H203L202 54V51L200 52V58L199 59H201V61L199 60L198 61V63L199 62H201V64L199 63V65L197 66V68L198 69H200V66H203V69H202V67H201V71H199L198 69H195V71L196 70H198L197 72H198V75H199V73H201L202 72V74H204L203 72H205L207 75H208V78L209 79H211V77H213V75H214V77L211 79V81H213V80H215V78H217V76H215V73L214 74H211V67H212V69L213 68H215V67H217L218 69V71H219V69H220V71L222 70V72H220V75H223V68H225L224 67V62L225 61H223V60H226V64L225 65H227V68L229 67V68H231V69H228V70H232V68L233 67H235L236 66V68H238L237 70H239V68L240 67H243V65H244V63H243V61L245 60L246 62L248 61V62H250V60L253 58H250V56H252V54H254V55H256L257 56V58L256 57H254L255 59H252L251 60V62L253 63L254 62V64H252V63H248L247 62V64H246V62H245V66L243 67V68H245L247 65V68L249 67V66H251V67H249V69H252V68H255L253 65H255V63H257L258 65H255V66H259V64L261 65L260 66V69H261V71L259 70V68L258 67H256V68H258V72H257V70H255V72H257V73H255V72H247V73H243V74H246V75H244V78H246L247 79V81L248 82H250L251 83V85L253 86V88L251 87V88H249V89H252V90H250V92L252 93V91H256L257 92V94H255L256 92H254V94L255 95H251V93H250V95L249 94H246V90L248 89H246L244 86L246 85V86H248V84L246 83V84H244V83H240V80L239 81H235V79H234V76H235V74L237 75V73H236V69L235 68H233L234 69V73H233V70L231 71L232 73H228L229 75H230V77H231V74L233 75L232 77L233 78H231V81L232 80H234L233 82H234V84L236 83V84H238V86L240 85V84H244V86H241L240 85V87H238V86H233L234 84H233V82H232V90L233 91H230V89L231 88H229V92H227V91H225V90H227L225 87L223 88V89H225V90H222L221 91V89L222 88H220V86H219V82L221 81V79H220V77L221 78H223V80H224V78H226V76H229V75H227V74H225L224 75V77H222V76H220V75H218V76H220L219 78H217V80H215V81H217V83H218V85L216 84V82H214V83H212L210 80H209V82H207L208 80V78L206 77V75L204 76V77H206L205 79L207 80V81H205L204 79V82L203 81H200V78H203V76H202V74H200V76H198V78L197 79H199V81L198 80H195L196 82H198L199 83V85L197 86V84L198 83H194L193 82V80H191L190 78H187L188 80H191L192 82H191V87H192V89H187L186 88V84H184V83H187V82H185L186 80L184 79L185 77L184 76H186V75H191V74H189V70H187L188 68H191V67H187V65H188V63H187V61H188V59L186 58V57H188V55L186 56L185 54L187 53V50L185 49V48H187L186 46H188L189 44L188 43H184L183 44V42H180V41H178V42H175V43H172V45L171 46H165L166 47V49L164 50V44H163V46H159V45H162V44H159L158 46L160 47H158L157 46V48L158 49H156L154 46H156L155 44H152V43H150V42H148L147 43V41L146 42H144V43H141V44H137L136 42H134V43H131L132 44V46L131 45H129L128 44V46L131 48V49H129V47H124V48H126V49H124V52L126 53V59H122V58H118V60H116V58H114V57H110V56H108V54H107V52H108V47L106 46L105 48H104V45H105V43H106V40L105 39H103V42H102V38L101 39H97V38H94L93 39V41H91L92 43H94L93 44V47H92V49H90V51H94L95 52V50L96 51H99V50H97V49H99V47H98V45L100 46V53L102 54V55H105V56H103V57H101V58H104L103 60H105L106 58H107V60H106V62L105 61H103V62H101V60H100V62L102 63H100V66H101V68H99L100 66H99V64H97L98 62H99V60H97V62H96V60H94L93 59V57H92V59L90 60L89 58L91 57L90 55L92 54V56H93V54H94V52H90L89 51V47L90 46H85V48H84V46L81 44L79 47L77 46V45H79V43H68V42H64V44L65 45H60V46H63L62 47V49H60L61 47L59 46L58 47V49H59V51H57V55H56V58L54 59V60H52V62H51V59H49L50 60V62L48 63V59H42V61L40 60V61H37V57H35L36 55H35V53H32V52H29V53H31V54H29L28 52H25V50H22V53H21V50H16V51H13V53H10V54H8V59H1V60H3L5 63H3V61H1L3 64H1L0 63V103L2 102V104H0V105H2V108H3V106H5V105H7L8 103V108L6 109V110H8V109H10V106H11V103L14 101V102H16V104H17V102H18V104H19V107H18V104H17V108L19 109V110H16V107H15V104H14V102H13V105L14 106H12L11 107V110L12 109H14V107H15V111L16 112H18L17 114H14V113H16L14 110H12L11 112H10V116H11V118H14L15 119V121H13L14 119H12V120H10L9 121V118H10V116H9V110L7 111V115H6V117H2L1 119H2V121H1V119H0V127L2 128H0V131L1 130H3L1 133H0V136L2 135V137H5L6 139H7V137H10L11 135H9V132H5V135L3 134V132L4 131H6V128H7V130H9L10 131V134H13L14 135V133H16L17 134V131L19 130V127L21 126V125H23V123L26 125V126H22L20 129L21 130H19V131H22L23 132V130L25 131V129H26V132H24L26 135H28V134H31V132H30V130L33 132L34 131V133H32L31 135H36V133H37V135L35 136L34 135V137H35V140H36V138H37V136L38 137H40V135H41V133H43V135H44V137L43 138H45V135H51V133H52V137H53V132H54V134H55V138H56V135H58V136H60V134H61V132L63 133L62 135H64V134H67V132L66 131H68V130H71L72 131V126L73 127H75L73 130H75L74 131V133H76V134H78V135H76V136H79V133L81 132V131H83V130H86V129H84V128H86V126H89V128L90 127H92L91 126V123H89L88 124V122H87V119H88V117L89 118H93L94 120H92V118L90 119L91 121L90 122H92L93 124H95V126H93V127H96V128H98L99 126H102L103 125V123L101 124V123H99V122H101L100 120H101V116H109V118H111V121L109 122V120H108V125H109V123H110V127H108V125H107V123L105 122V119H103V121L102 122H105L104 123V125H106L107 127H108V130L106 131L105 129L107 128V127H105V126H102V127H100L98 130L96 129V133L100 130V129H103V127H105V129H103V131H106L107 132V134L108 135H110L111 137H113V136H115V137H117L116 139H117V141H119V138H120V141H119V144H117L116 143V141H113V140H115V138L113 139L112 138V140L110 139L111 137H108L107 135H106V137H108V138H106V139H104L105 141H103L104 143H102V141L101 140H103L102 138H100L99 136L100 135H98V134H96L95 132H94V130L93 129H90V131L91 132H87L88 134H92V136H93V134H95V137L96 138H94V136H93V138H91V137H89L88 135H87V133L85 132L84 134H83V132H82V134H83V137L84 138H82L81 139V137H82V135H80L79 137V140L80 141H78L77 142V144L79 145L80 143L79 142H83L84 140H85V138H86V136H88L89 138V140H90V138L91 139H97L98 140V138H100L99 140L101 141V143L99 144V143H97V142H99V140L97 141L96 140V142H93V141H89L88 140V143H86L87 141H85V143H83V144H85L87 147H86V149H87V151H85V153L86 152H88V153H86L87 155L89 154V156H87V157H89V159H91L90 161H92L93 163V166L95 165V168L96 169H103V168H105V169H107V170H105L110 176H112L113 174H114V176H113V178H115V179H117L118 178V171L116 170V166H117V162L119 163V161H117L116 163L115 162H110V158L111 157H109V155L111 154V153H113V151L116 153L117 151H115L114 150V148H116V146H118V145H120V143H121V141H123L122 143H124L125 144V147L123 148V146L121 147V145L120 146H118V148H116L117 150L120 148V150H124L125 149V151L126 152H129V153H136V152H141V151H136V146H138V144H139V142L137 143L136 141H140V143H142V142H144L143 141V139L145 138H147L146 137V135L148 134V135H150L151 134V136H153L152 135V133L154 132V130L152 131L151 130V126L153 127L154 125L156 126H154L155 128H156V130L158 131V132H160V130H162V132H165V133H167L169 136H170V138L169 139H172L173 141H166V143H164L165 142V139L167 138L165 135H167V134H165V133H163L164 134V141H162V136H161V134L160 133H158L156 130H155V132L153 133L154 135H155V133H156V135H157V133L158 134H160V135H155L156 136V138L154 139L156 142H158L159 140H161V144H159V142L157 143L158 144V146H162V144L166 147V149L167 150H170L169 151V153H172V155H176L175 157H177L178 159H179V156H180V160H178V164L180 165V166H182V168H184V167H187V168H185V170L187 171V173L188 174H190V170H191V174L193 173L192 172V170H196V172H200L198 169L199 168H201L202 170H208V169H212V170H208V171H210V172H213V171H219V173H220V176H223V177H221V178H223L224 180H226L227 179V174H228V171L230 170V168H231V166H230V168H229V170H228V167H229V165L230 164H232V162L234 163V162H239L238 160H236L237 159V157H239L238 159H241V161H244L243 163H245L246 165V168H248V169H250L251 168V170L249 171L248 169V171H249V173L250 174H252L253 175V177H254V179L256 180V178L257 179H260L262 176H263V174H264V172L262 171V170H264V156L262 155V154H264L263 152H264V123H262L263 121H264V77H262L263 75H261V74H264V59L262 60V58H263V56L264 55H261V59L259 58V54H264V43L261 41V40H257V39H255V40H257V41H253V39H251V41H249V42H252V44H253V46L255 45V43L254 42H257V44H258V46L257 45H255V46H257V47H250V45H248L247 46V48H249L250 50H247V49H245V50H247V52H245V50H244V54L245 53H248V51H251V48L253 49V48H257V52H254V51H252L251 52V55L250 54H248V56L249 57H247V55L246 56H244L243 55V57H242V55H241V57H240V55L238 54V53H240V54H243V52L241 53V52H236L235 53V51H241V50H237L238 49V46L235 48V46L234 45H231V44H234V43H231V42H234L235 40H238V39H236L233 35H230ZM253 38V37H252ZM100 40H101V42H100ZM105 40V41H104ZM230 40H232V41H230ZM250 40V39H249ZM258 41L260 42V45H261V47L259 48V43H258ZM100 42V43H99ZM198 42V41H197ZM239 42V41H238ZM262 42V43H261ZM68 43V44H67ZM92 43L90 44V45H92ZM177 43H180L181 45L183 44V47H185V48H183L180 44H177ZM213 43L215 44V45H217V46H214L215 47V49H214V47H213ZM217 43V44H216ZM231 43V44H230ZM69 44H71V45H69ZM73 44H75V47H74V45ZM96 44V45H95ZM107 44V43H106ZM135 46H134V45ZM171 43H169V45H170ZM174 44H177L179 47L181 46V48H182V50H180V48L177 46H173ZM204 44H205V46H204ZM237 44V41H235V45ZM108 45V44H107ZM154 45V46H153ZM166 45V44H165ZM184 45H186V46H184ZM83 47V48H80V47ZM98 47L97 49L95 48V47ZM109 46V45H108ZM191 46L192 45H189L188 46V48L190 47L191 48ZM204 46V47H203ZM207 46H208V49L210 50V51H205V50H207L206 48H207ZM234 47V50L232 49L233 47ZM263 46V47H262ZM86 47H88V48H86ZM90 47V48H91ZM163 47V49H161ZM172 47H174L175 49L174 50H176V48H177V52H178V54L177 53H175V51L174 50H172V51H174L173 52V54L171 53V48ZM210 47V48H209ZM156 51V53H155V51L153 52L152 50L153 49ZM167 48H170V51H168L169 53V55H176V59L178 60V61H176V59H173L172 58V56L170 57V56H168V57H166L165 55L163 56V57H166V58H168L167 60H169L170 62H171V60H172V63H170L169 61H167V60H165V59H163L162 58V54L160 55L161 56V58L163 59V66L165 65V63L164 62H167V65H165V66H167V68L165 67H161L160 65H162L161 63H162V59H161V61H160V58L157 56V55H159L160 54V52H161V50H164V51H166L167 52ZM189 48V49H190ZM202 48V49H201ZM57 49V50H58ZM85 49H86V51H85ZM93 49H95V50H93ZM128 49V50H127ZM159 49H161V50H159ZM173 49V48H172ZM188 49V50H189ZM60 50H62V54L60 53L61 51ZM78 50V51H77ZM179 50H180V52L181 53H179ZM186 51V53H185V51ZM222 50V51H221ZM254 50V49H253ZM260 50H262V51H260ZM81 51L83 52V53H81ZM88 51V52H87ZM129 51H130V53H129ZM159 51V52H158ZM164 51H162V53L164 52ZM184 51V52H183ZM224 51V52H223ZM234 51V52H233ZM256 51V50H255ZM258 51H259V53H258ZM19 52V53H18ZM77 52H79V53H77ZM135 55H133L132 53ZM208 54H207V53ZM228 52V53H227ZM231 52H232V54H231ZM60 53V54H59ZM77 53V54H76ZM81 53V57H79L80 55H78V54H80ZM84 53L86 54V53H88L87 55H84ZM151 53H154V55L155 56H153ZM226 53V54H225ZM230 53V54H229ZM258 53V54H257ZM24 54H26V55H24ZM30 56H29V55ZM132 54V55H131ZM165 54V53H164ZM205 54H207V57H206V55ZM227 54H228V56H227ZM238 54L239 56H236V55ZM10 55V56H9ZM22 55V56H21ZM77 55H78V57H77ZM83 55V56H82ZM129 55V56H128ZM138 57H140V58H138ZM151 55V56H150ZM180 55V56H179ZM184 55V56H183ZM231 55V56H230ZM61 56V57H60ZM87 56V57H86ZM136 58V61H134V63L132 64V63H129L130 61H132V60H130V59H134V57ZM153 56V58L154 59H152L151 57ZM186 56V57H185ZM232 56H234V58L232 57ZM236 56V57H235ZM10 57V58H9ZM18 57V58H17ZM25 59H24V58ZM28 57H30V59L28 58ZM63 57V58H62ZM73 57H74V59H73ZM75 57H77V59L75 58ZM83 57V58H82ZM89 57V58H88ZM157 57H158V59H159V65H158V63H157V61H158V59H157ZM169 57H170V59H169ZM174 57V56H173ZM179 57V58H178ZM181 57V58H180ZM204 57H206V58H204ZM12 58V59H11ZM18 60H17V59ZM36 59V61H34L35 59ZM78 58H80L81 60L79 61V59ZM110 58V59H109ZM148 58H150V59H152V60H150V62H152L153 63V65H154V67H155V64H156V67H155V69H158L157 68V66H160L159 67V70H160V68L163 70V73L165 72V70L166 69H168V67H169V70H170V72H172V71H174V73L175 74H173V72H172V74L171 75H173L172 77H175V79H179L180 80V78H181V80H182V78L185 80H174L177 84L179 83V85L178 86H176V83H175V85L173 84L174 82H173V79H172V77H171V81L173 82H171L170 83V81L168 80L169 78H170V73L168 72V74L169 75H166L167 74V71H166V73H164L165 74V77L162 75V73L159 71V72H157V70H154V68H153V65H152V70L150 69V71H149V69H148V67L147 66H150L151 67V63L149 62V60H147ZM183 58L185 59H187V61H186V63H185V61L183 62V61H181V60H183ZM233 60H232V59ZM238 58H240V60L238 59ZM250 58V60H247V59H249ZM14 59H16V60H14ZM24 61H23V60ZM27 59V60H26ZM28 59H29V62H28ZM64 59V60H63ZM85 61H84V60ZM109 59V60H108ZM114 59H115V63L116 64H114ZM137 59L138 60H140V62L142 63H139V65H141V69H140V66H138L137 64H135L136 62H139V61H137ZM143 59V60H142ZM181 59V60H180ZM202 59L204 60V59H206L205 60V62L206 61H208V59H209V61L208 62H206V63H209V64H205L204 62H202ZM223 59V60H222ZM238 59V60H237ZM243 61H242V60ZM257 59L259 60L258 62H257ZM7 60V61H6ZM9 60H10V62H9ZM47 60V61H46ZM60 60H62L61 62L63 63H61L60 62ZM76 60H78V62H76ZM90 60V61H89ZM125 60H126V62H125ZM129 60V62H128V65H121V64H126L127 63V61ZM135 60V59H134ZM156 61V63L155 62H153V61ZM175 60V62H173ZM211 60V61H210ZM228 60V61H227ZM234 60H235V62H234ZM254 60V61H253ZM263 61L262 63H259V62H261V61ZM15 61V62H14ZM19 61L22 63L21 65H20V63H19ZM25 62V63H23V62ZM53 61H54V64H53ZM89 63H93L94 61L96 62V63H94L93 65H94V67H96V69H94V68H92L93 66H92V64L90 65V63L88 64L87 62ZM92 61V62H91ZM143 61V62H142ZM145 61V62H144ZM216 61V62H215ZM218 61H219V63H218ZM222 61V62H221ZM236 61H238V62H236ZM256 61V62H255ZM15 63V64H13V63ZM28 62V63H27ZM36 62V63H35ZM82 62H84V63H82ZM109 62V63H108ZM110 62H113V64L112 63H110ZM123 62V63H122ZM133 62V61H132ZM179 62H183V63H181V64H179ZM189 62V61H188ZM228 62V63H227ZM231 62V63H230ZM9 64V65H7V64ZM34 63V64H33ZM37 63H38V65H37ZM50 63H52V64H50ZM82 63V64H81ZM143 63H144V66H146L147 67V71H146V67H142L143 66ZM146 63H150L149 65L148 64H146ZM169 63H170V66H169ZM178 64L179 66L181 65V67H179L178 65H176V64ZM197 63V64H198ZM202 63H203V65H202ZM217 63H218V65H217ZM220 63H222L221 65H220ZM230 63V65H228ZM234 63H237V64H234ZM239 63H240V65H239ZM23 64H25L24 66H25V68H27L28 66L30 67V69L32 70V66L34 65V67H33V70L31 71L30 69V73H28L29 72V70H28V72L26 73V70H22L21 71V69L20 68H24V67H21ZM27 64V65H26ZM30 64V65H29ZM45 64V65H44ZM48 64V65H47ZM56 64V65H55ZM58 64H59V66H58ZM61 64V65H60ZM85 64L87 65V67L90 65L91 67H90V70L92 69V71H90L87 67H83V66H85ZM117 64H120L124 69H122V68H120L121 66L120 65H117ZM172 64H174V66L172 65ZM185 64H186V67H187V71H189L188 72V74L185 72V69H183V67H182V65H184L185 66ZM215 65V66H212V65ZM232 64V65H231ZM234 64V65H233ZM13 67H12V66ZM17 65V66H16ZM19 65H20V67H19ZM32 65V66H31ZM95 65H98V66H95ZM112 65V66H111ZM117 66V68L116 67H113V66ZM204 65H209L208 66V69H210V70H208V73H207V71H206V69H207V67H204ZM210 65H211V67H210ZM222 66V67H220V66ZM238 65H239V67H238ZM16 66V67H15ZM120 66V67H119ZM171 66H173L174 67V69H173V67H171ZM190 66V65H189ZM219 66V67H218ZM231 66V67H230ZM3 67V68H2ZM8 67H10L9 69H8ZM61 67V68H60ZM179 68V70L181 71L182 69L184 70H182V72H180L177 68ZM186 67H184V68H186ZM210 67V68H209ZM263 67V68H262ZM2 68V69H1ZM12 68H14V70L12 69ZM18 68V69H17ZM24 68V69H25ZM35 68V69H34ZM56 68V69H55ZM85 68H87V69H85ZM97 68H99L100 70L101 69H103V72H102V70H101V72H100V70H97ZM110 68V69H109ZM115 68H116V70H115ZM165 70H164V69ZM175 68H176V70H175ZM205 68V69H204ZM227 68H225L226 69V71H225V69H224V73H227ZM255 68V69H256ZM17 69V70H16ZM51 69H52V73H51ZM60 69V70H59ZM108 69H109V71H108ZM114 69V70H113ZM142 69H144L143 70V73L140 71V70H142ZM246 69V68H245ZM262 69H263V71H262ZM5 71V73H4V71ZM96 70V71H95ZM119 70V71H118ZM120 70H121V72H122V70H124V71H126L125 73L124 72H122V73H124V74H120ZM168 70V71H169ZM191 70V69H190ZM215 69H213V71H214ZM217 70H215L216 72H217V74H218V71ZM241 70H243V69H241ZM240 70V74L238 75V76H241V72H243V71H241ZM16 71H18V72H16ZM41 71V72H40ZM115 71V72H114ZM117 71H118V73H117ZM144 71H146L145 72V74H144ZM152 71H154V72H152ZM176 71V72H175ZM192 71V70H191ZM214 71V72H215ZM244 71H254L253 69L252 70H248V69H246V70H244ZM259 71H260V74H259ZM13 72V73H12ZM20 72V73H19ZM98 73L99 72V74L100 75H95L94 73ZM111 72H112V74H111ZM148 72V73H147ZM150 72H152V73H150ZM156 72V73H155ZM192 72H194V71H192ZM196 72V73H197ZM18 73L19 74H21L22 75V77H21V75H18ZM25 73H26V75H25ZM32 73V74H31ZM44 73V74H43ZM114 73V74H113ZM117 73V74H116ZM150 73V74H149ZM154 73V74H153ZM159 73L162 75H160V76H158V77H156L157 75H155V74H158L159 75ZM176 73H178L179 74V76L180 75H182L181 77H176V76H174V75H178V74H176ZM181 73V74H180ZM182 73H186V75H183ZM213 73V72H212ZM222 73V74H221ZM10 74V75H9ZM144 74V75H143ZM3 75V76H2ZM5 75V76H4ZM14 77H13V76ZM39 75H41V77L39 76ZM153 75H154V77H153ZM9 76V77H8ZM25 76H27V77H25ZM38 76V77H37ZM43 76V77H42ZM46 76H48V78L46 77ZM145 76H147L146 78H149V79H146L145 78ZM149 76H151V77H153V78H151V77H149ZM167 76H169V78L167 79L166 77ZM210 76V77H209ZM16 77H17V79H16ZM46 77V78H45ZM160 77V78H159ZM161 77H164V78H162V79H164L167 83H168V81H169V85L170 84H172L171 85V89H170V87H169V85L168 86H166V82L164 83V84H161V85H163L164 86V88H165V86H166V88L165 89H167L168 90V87H169V90L167 91V90H165V91H167V93L165 92V91H163L164 89H163V87H161V88H158L159 87V85L158 84H160V81H158V80H161ZM186 77H188V76H186ZM200 77V78H199ZM230 77H229V79L228 78H226V80L228 79V80H230ZM243 77V76H242ZM242 77H237L236 76V79H242ZM7 78V79H6ZM13 78H14V80H13ZM24 80H23V79ZM45 78V79H44ZM144 78V79H143ZM151 78V79H150ZM155 78H157L156 80L158 81V83L156 82V80H155ZM166 78V79H165ZM192 78V77H191ZM195 77H193L192 79H194ZM16 79V80H15ZM29 79V80H28ZM40 79H41V81H40ZM196 79V78H195ZM218 79H220V81L218 82ZM5 80V81H4ZM33 80V81H32ZM37 80V81H36ZM45 80V81H44ZM52 82H51V81ZM146 80V82H144ZM151 80H154V81H151ZM187 80V81H188ZM226 80H224L225 82L223 83V84H225V86L227 85V86H230L231 84H226V83H230V81L229 82H227ZM14 81V82H13ZM23 81H25V82H23ZM26 81H27V83H26ZM39 81V82H38ZM44 81V82H43ZM48 81V83H45V82H47ZM54 81H56V82H54ZM67 81H69V82H67ZM147 81L148 82H151V85H153L152 84V82H154V84H157L158 85V87H156L155 88V85H153L152 87L151 86H149L148 84H147ZM247 81H245V82H247ZM33 82V83H32ZM40 82H41V84H40ZM78 82H80V83H78ZM163 82V80H161V83ZM221 82H223V81H221ZM239 82V83H238ZM242 82V81H241ZM2 83L4 84H10L11 85V83L12 84H15V86L13 87L12 85H11V87H10V85H5L6 87L5 88H7L8 89V92H7V90H6V92L4 91L5 90V88L3 89V85H2ZM22 83V84H21ZM28 83H30L31 84V86L29 87V85L30 84H28ZM43 83V84H42ZM70 83V84H69ZM76 83V85L79 87V85L80 86H82L83 87V89H81L80 87H79V89L77 88V86L76 85H73V84H75ZM194 85H196L195 87H197L198 89V91H196V88L195 87H193V84ZM205 83H208L207 85H204ZM210 83V84H209ZM26 84H28V85H26ZM48 84V85H47ZM79 84V85H78ZM83 84V85H82ZM182 84H184L185 86H183ZM188 84H190V82H188ZM188 84H187V86H188ZM222 84V83H221ZM18 85V86H17ZM24 85H26L27 87H29V88H34L33 90H31V89H29L28 88V90L26 89V87L24 86ZM51 85V86H50ZM86 86V89H84V87ZM160 85V86H161ZM174 85V86H173ZM204 85V86H203ZM250 85V84H249ZM16 86H17V89H16ZM25 88H24V87ZM42 86H43V88H42ZM49 86V87H48ZM66 86H68V87H66ZM76 88H75V87ZM176 86V87H175ZM190 86V85H189ZM224 86V85H223ZM226 86V87H227ZM263 88H262V87ZM22 87H23V89H22ZM46 87V88H45ZM52 88V90H51V88ZM65 87V88H64ZM191 87H189V88H191ZM231 87V86H230ZM233 87H236V88H234L233 89ZM250 87V86H249ZM254 87H255V89H254ZM15 88V89H14ZM66 88H68L66 91H68V92H66L65 91V89ZM157 88H158V90H157ZM9 89H13L12 91L14 92H10L9 93ZM39 89H41V91L39 90ZM45 89V90H44ZM160 89H162V91H160ZM254 89V90H253ZM2 90H3V92H2ZM44 90V91H43ZM263 90V91H262ZM17 91V92H16ZM24 91H26V92H24ZM28 91V92H27ZM39 91H40V93H39ZM64 91L66 92V93H64ZM18 92L20 93V94H18ZM30 92L31 93H33V94H30ZM35 92H36V94H35ZM43 92H45V93H43ZM48 92V93H47ZM63 92V94L62 95H60L61 93ZM165 92V93H164ZM6 93V94H5ZM14 94L13 96H12V94ZM23 93V94H22ZM28 93V94H27ZM38 93H39V95H38ZM70 93V94H69ZM248 93V92H247ZM15 94H17V95H15ZM42 94V95H41ZM47 94H48V97H47ZM69 94V95H68ZM5 95V96H4ZM20 95H21V97H20ZM28 95V96H27ZM36 95V96H35ZM51 95H53V97H54V99L52 98V96ZM57 95V96H56ZM200 95H202V96H200ZM247 95H249L250 97L251 96H254L253 98H251L250 100H251V102H250V100H249V103H248V101L246 102L247 103V105L249 104V107H253V109L251 108V110H249L248 111V113H250L251 114V112H252V114H253V110H254V117H253V115H252V117H253V119H254V123H252L251 124V122L252 121H250L249 122V119L250 120H253V119H251L252 117H251V115L250 114H248L249 116H250V118H247V117H249L248 115H247V108H246V110H244V109H242L241 107L244 105V102L246 101V99L245 98H249V97H246ZM11 96V97H10ZM20 98H18V97ZM34 96V97H33ZM44 96L45 98H42V97ZM50 96H51V98H50ZM64 96V97H63ZM3 97V98H2ZM16 97V98H15ZM57 98V100H56V98ZM62 97V98H61ZM66 97V98H65ZM70 97V98H69ZM162 97V98H161ZM200 97H204V98H200ZM5 98V99H4ZM8 98H11V99H8ZM13 98H14V100H13ZM17 98L19 99V101L17 100ZM22 98V99H21ZM23 98H24V100H23ZM49 98V99H48ZM65 98V99H64ZM163 99V98H165L164 100H161V99ZM243 98V100L242 101H240V99H242ZM2 99H3V101H2ZM29 99V100H28ZM42 99V100H41ZM61 99V100H60ZM64 99V100H63ZM67 99V100H66ZM72 99V100H71ZM74 99V100H73ZM77 99V100H76ZM78 99H79V102H83V103H80L81 104V108L79 107L80 105L78 104ZM202 99V100H201ZM7 100H9L8 101V103L7 104H5L4 102H7ZM11 100H13V101H11ZM16 100V101H15ZM36 100V101H35ZM44 100H45V102H44ZM56 100V101H55ZM60 100V101H59ZM69 100V101H68ZM81 100V101H80ZM106 100V101H105ZM158 100H159V102H158ZM237 100H239V102L240 103H243V105L242 104H237ZM11 101V102H10ZM30 101H31V103H30ZM38 101H40V102H42V104L44 103L45 104V107L42 105V107H41V104H39L40 102H38ZM68 101V102H67ZM72 101H74V102H72L73 103V106H72V103L71 102ZM102 101H104V102H102ZM160 101H161V103H160ZM165 101H167V103L165 102ZM30 103V104H28V103ZM35 102V103H34ZM49 102V103H48ZM53 102L54 103H56V104H58V105H54L53 104ZM61 102V103H60ZM68 104H70V105H68ZM76 102V103H75ZM84 102H85V105H87V110H89V112L91 111L90 110V108L92 107H94L93 109H92V112L91 113H97L99 116L98 117H100V118H98L97 120L95 119L96 117H95V114H92V115H94V116H91V114H90V116H89V112H87V110L85 111L84 109H86V108H84L83 107V105H84ZM87 102V103H86ZM108 102V103H107ZM164 102V103H163ZM238 102V103H239ZM26 104L27 105V107H26V105H23V104ZM77 104V105H79L78 106V108H80L81 110L83 109V112H86V114H84V113H82V111L81 110H79L78 108H77V106L75 105V104ZM104 103V104H103ZM163 103V106L164 107H162V105H160L159 106V104H162ZM20 104H21V106H20ZM48 104V105H47ZM55 106H53V105ZM109 104H110V106H109ZM37 105H40V108H42V110H43V108L45 109L46 107H48V109H46L47 110V112L49 111V113H51L52 114V112H53V115H51V116H49V118H46V116H42L43 114L45 115L46 113H44V112H42L41 113V111L39 110H36V109H38V106ZM91 105H93V106H91ZM109 106L108 108H106V106ZM168 106V108H167V106ZM240 105H241V107H240ZM246 105V106H247ZM25 106V107H24ZM53 106V107H52ZM64 106V107H63ZM68 106H69V108L72 106V111H74L75 112V110H76V108H77V112L79 113L80 111V114L81 115H84L83 117H80V119H79V117H77L75 120H73L72 118H73V116H75L76 117V115L78 114L77 112H76V114H73L72 115V117L71 116H69V115H71V112H70V114L68 115L67 114V116H68V119L67 120H65V118H66V116H65V118L63 117V114H66L67 112H65V110L68 108ZM89 106H90V108H89ZM165 106H166V108H165ZM239 106V107H238ZM58 107V108H57ZM66 107V108H65ZM75 107V110L73 109ZM83 107V108H82ZM86 107V106H85ZM114 109H113V108ZM162 109H161V108ZM248 107V106H247ZM248 107V108H249ZM2 108L0 109L1 111V113H5L6 114V110L4 109V108H6V107H4L3 109L5 110H2ZM27 108V109H26ZM30 108V109H29ZM54 108V109H53ZM65 108V109H64ZM110 108V109H109ZM120 108V110H117V109H119ZM164 108L165 109H167L166 110V112L164 111ZM239 108H241L242 109V111L239 109ZM245 108V107H244ZM22 109H23V111H22ZM24 109H26V110H24ZM53 109V110H52ZM62 110L61 112L63 113V111L65 112V113H61L60 114V110ZM240 110V112H239V114H237V112ZM30 110V111H29ZM32 110H34V111H32ZM46 110H43V111H45L46 112ZM51 110V111H50ZM70 110H71V108H70ZM69 109L68 110H66V111H70ZM94 110V111H93ZM115 110H116V113H117V111H119L117 114H119L120 112L123 114V115H121V116H119V115H117L116 113H115ZM243 110H244V112H243ZM25 111H27V112H25ZM28 111H29V113H28ZM32 111V112H31ZM58 113H57V112ZM165 113V114H167V116H165V118H168V120H169V123L167 122L168 120L167 119H165V122H164V120H163V118L161 117V116H163V112ZM22 112V113H21ZM25 112V113H24ZM35 112L37 113L36 114V116L38 115V116H40L41 114V116L39 117V119L41 118V121H42V124L40 123V122H38L39 121V119H38V116H37V120L35 119V117H34V119L33 118H31V122H32V120H34L33 122H35V123H39V124H41V125H38V123L37 124H35V123H29L28 122V120L29 119H27L28 117L30 118V117H32L33 115H31L32 113L33 114H35ZM38 112H40V113H38ZM55 112V113H54ZM168 112V113H167ZM244 113V118H242L243 117V113ZM26 113H28V114H26ZM57 113V114H56ZM160 113H161V115H160ZM163 113V114H162ZM5 114H3V115H5ZM13 114V115H12ZM20 114H22V115H20ZM40 114V115H39ZM59 114H60V117H63L64 119H62L63 121L61 122V120L60 119H58V118H60L59 117ZM80 114H78L79 116H80ZM96 114V115H97ZM102 114V115H101ZM116 114V115H115ZM164 114V115H165ZM242 116H241V115ZM1 116H3L2 114H0ZM14 115H17L16 117H18V116H20V117H18L17 119H16V117H12V116H14ZM29 115V116H28ZM47 115V114H46ZM49 115V114H48ZM56 117H55V116ZM58 115V116H57ZM88 115V117H87V119H85L86 118V116ZM256 115V116H255ZM0 116V117H1ZM9 116V117H8ZM53 116V117H52ZM104 117V118H107V117ZM117 116V117H116ZM158 116V117H157ZM239 118H238V117ZM240 116H241V118H240ZM8 117V120L7 121H9V122H6V119L5 118H7ZM46 118L45 120H44V118ZM51 117V118H50ZM74 117V118H75ZM85 117V118H84ZM116 117V118H115ZM123 118V120L127 123V121L129 122L127 125L128 126H124L123 125V123H121L120 122V120L121 119H119V118ZM156 117H157V119H161V122L160 123H158L157 121V119H156ZM161 117V118H160ZM248 119V121H245L246 120V118ZM256 117H258V118H256ZM3 118L5 119V120H3ZM71 120H70V119ZM82 118H84V119H82ZM256 118V119H255ZM21 121H20V120ZM23 119H24V121H23ZM25 119H26V121H25ZM44 121H43V120ZM58 119V120H57ZM117 119H119V120H117ZM240 122H242V123H244V121H245V124H239L238 125V121ZM240 119V120H239ZM244 119V121H242ZM16 120H17V122L18 123H22V124H18V123H15V125H17V128H15L16 126H12V125H14V122H16ZM37 122H36V121ZM69 120V121H68ZM73 120V121H72ZM89 120V119H88ZM107 120V119H106ZM153 120V121H152ZM154 120L157 122V125L156 124H153L154 123ZM255 120H256V122H255ZM258 120V121H257ZM262 120V121H261ZM11 121H13V122H11ZM20 121V122H19ZM30 121V120H29ZM54 121H56V122H61V123H59V124H62V123H64V125H66V123L65 122H67V125H66V127L65 128H67V126H68V128H69V126H70V129H68V130H65V132L66 133H64V130L62 129V128H64V125L62 126H60L59 127V125H58V123H55ZM72 123H71V122ZM97 122V124H96V122ZM160 121V120H159ZM2 122H4V124L2 123ZM53 122V123H52ZM70 122V123H69ZM74 122V123H73ZM86 122H87V125H85L86 124ZM95 122V123H94ZM111 122H112V124H111ZM153 122V123H152ZM164 122V124H166L167 123V125H164V124H162ZM213 122H216L215 124H216V126H214L217 130H218V128L217 127H219L220 126V129H221V127L224 129V130H215L214 128H212L213 126L212 125H214L213 124ZM248 124H247V123ZM6 123H10L9 125H10V127H8L7 126V124ZM13 123V124H12ZM126 123H125V125H126ZM153 125H152V124ZM237 123V124H236ZM257 123H259L260 125L259 126H257L258 124ZM262 123V124H261ZM6 124V125H5ZM32 124V125H31ZM34 124H35V126H34ZM53 124H54V126H53ZM55 124H57V125H55ZM75 124V125H74ZM101 124V125H100ZM129 124H131L130 125V127L131 128H129ZM217 124L219 125V126H217ZM251 124V125H250ZM256 124V125H255ZM5 125V126H4ZM39 127H38V126ZM52 125V126H51ZM85 125V126H84ZM161 125V126H160ZM163 125V126H162ZM252 128V130H250V127ZM3 126V127H2ZM11 126L13 127V128H11ZM19 126V127H18ZM32 126H33V129L34 128H36V129H38V130H36V129H34V130H32L31 128H32ZM50 126L51 127H53L52 129L50 128ZM56 126V127H55ZM78 126H80V128H82V127H84V128H82V129H80L79 130V128H77ZM98 126V127H97ZM157 126H160L159 127V130L157 129L158 127ZM165 126H166V129H165ZM236 126H238V130L236 129ZM48 127H49V130H48ZM58 127V128H57ZM128 127V128H127ZM163 127V128H162ZM232 127H234L233 129L234 130H232ZM4 128V129H3ZM10 128V129H9ZM14 128H15V130H17V131H14ZM55 128H57V129H59V131L60 130H62V131H58V130H55ZM64 128V129H65ZM76 128H77V132L79 131V133H77L76 132ZM88 128V127H87ZM160 128H162V129H160ZM211 128L214 130V131H217V132H219L218 134L220 135H218L217 137H219V138H217V140H216V138H215V134L217 133V132H214L215 134H213V131L211 130ZM228 128H229V131L231 132H227V130H228ZM30 129V130H29ZM152 129H154V128H152ZM166 130V131H163V130ZM227 129V130H226ZM30 132H28V131ZM236 130H237V132H236ZM11 131H13L14 133H11ZM18 131V132H19ZM50 131V132H49ZM57 131V132H56ZM71 131H69L68 133L70 134L71 133V135H72V132ZM87 131V130H86ZM102 131V130H101ZM100 131V132H101ZM220 131H221V134L222 135H226V136H228V135H230L231 137H230V139H232V137H233V135L235 134V133H232V132H236V133H238L240 136L238 137V134H237V136L236 137H234V139H232L231 140V142H230V140H228L229 139V137H227L226 138V136H224V137H222V135L220 134ZM22 132H20V133H18V134H21V135H23L22 134ZM47 132H49L48 134H45V133H47ZM100 132H98V133H100ZM161 132V133H162ZM224 132V133H223ZM60 133V134H59ZM104 134H106L105 132H103ZM226 133V134H225ZM7 134H8V136H7ZM24 134V135H25ZM38 134H40V135H38ZM81 134V133H80ZM90 134V135H91ZM231 134H233V135H231ZM12 135V136H13ZM21 135H20V137H21ZM74 135V134H73ZM97 135H98V138H97ZM136 135H140V137L142 138V140H141V138H139V137H136V139H135V141H134V137L136 136ZM144 135H145V137H144ZM167 135V136H168ZM215 135V136H214ZM236 135V134H235ZM14 136H16V135H14ZM30 135H28V139H31L32 138V140H33V136H31V138L29 137ZM57 136V137H58ZM160 137L161 139H159V138H157V137ZM168 136V137H169ZM254 137L253 139H255V140H253V141H251V138L252 137ZM2 137H0V140H1V142H0V147H1V144H3L4 142H7V144L9 145V142L8 141H3V139H5V138H3L2 139ZM18 137H19V135H18ZM19 137V138H20ZM101 137H103V135H101ZM105 137V136H104ZM150 137V136H149ZM220 137L222 138L221 140H223V138H224V140L223 141H225V139L227 140V141H229V143L230 144H228V142H227V144L228 145H230V146H226V147H231V146H235V148H237V149H235L234 148V150H233V147L232 148H230L231 150H229V148L227 149L226 147H225V145H224V142L222 143L220 140H218V139H220ZM239 138V141H238V138ZM27 139L26 138V136H23L22 137V139ZM214 138H215V140L216 141H214ZM236 138H237V140H236ZM241 138H242V140H244V141H242L241 142ZM27 139V140H28ZM39 139H41V137L39 138ZM39 139L37 140V141H39ZM87 139V138H86ZM108 139V140H107ZM122 139V140H121ZM139 139V140H138ZM144 139V140H145ZM151 139V138H150ZM150 139L148 140H145L146 142L148 141V143L150 142ZM157 139H159V140H157ZM107 140V141H106ZM152 141H153V139H151ZM167 140V139H166ZM235 141V142H232V141ZM36 141V142H37ZM142 141V142H141ZM151 141V142H152ZM250 141V142H249ZM3 142V143H2ZM24 141H18V143H16V144H21V145H25L24 143H27L26 141L23 143ZM29 142V141H28ZM33 142V141H32ZM31 142V143H32ZM36 142L34 141L33 142V144H36ZM89 142H90V144H91V147H90V144H89ZM93 142V143H92ZM114 142H115V144H114ZM146 142H144L145 144H147L146 146L148 147V145H151L152 143L150 142V144H148V143H146ZM154 142V141H153ZM163 142V143H162ZM240 143V144H238V143ZM253 142H255V144L253 143ZM74 143H76V142H74ZM98 145H97V144ZM143 143V144H144ZM232 143H234V145H231ZM235 143L236 144H238V147L241 145V147L243 146V148L245 149V151L247 150V151H249L248 150V148L251 146V145H253L251 148V150L253 151V149H254V146L256 147L257 146V148L255 149L256 151H254V152H252L251 150L249 151V152H244L243 151V149L242 148H238L236 145H235ZM6 144V145H7ZM76 144V145H77ZM82 144V145H83ZM93 144V145H92ZM96 144V146H94ZM117 144V145H116ZM155 144V142L152 144V146L151 147H146V146H144V148H143V145L141 146L140 144H139V146L138 147H142L143 148V150L145 149V147L148 149V151L149 150H151L152 148H153V145ZM250 146H249V145ZM3 145H5V144H3ZM6 145L5 146H3L5 149H6ZM8 145H7V148H8ZM20 145V146H21ZM79 145V147L81 146V147H83L84 146V148H80V149H85V145ZM116 145V146H115ZM249 147H248V146ZM115 146V147H114ZM157 148H158V146L157 145H155ZM210 146H215V148H217L218 149V151L217 150H215L214 148H213V150L212 151H214V152H210V149L209 148H211ZM223 146H224V148H226L227 150L225 151V154L227 153V152H232V153H236V157L235 156H232V158L230 157V159H234V160H236V161H232V162H228V165H227V161H228V157L226 158L224 155L225 154H223L222 152L223 151H220L222 148H223ZM3 147H1V148H3ZM48 147H50V146H48ZM75 147H77V146H75ZM78 147V148H79ZM93 147V148H92ZM155 147V148H156ZM168 147V148H167ZM17 148H19L20 149V147L18 146ZM123 148V149H122ZM126 148L129 150H126ZM140 148H137L138 150L140 149ZM149 148H151V149H149ZM155 148H153L155 151H156V149ZM170 148V149H169ZM247 148V149H246ZM130 149H134L133 151L132 150H130ZM159 150H157V151H160L161 150V152H162V150L163 149H165L163 146H162V148L160 149V148H158ZM212 149V148H211ZM238 149H241V151H237ZM250 149V148H249ZM49 150V149H48ZM142 150V149H141ZM146 150V149H145ZM154 150L153 151H149L150 152V154H152V152L153 153H156V152H154ZM207 150H209L208 152H207ZM259 150V151H258ZM132 151V152H131ZM148 151L147 152H145L146 154L144 155V156H147L148 155ZM165 151V150H164ZM163 151V152H164ZM173 151V152H172ZM176 151H178V152H176ZM200 151H202L203 153H200ZM215 151H217V152H215ZM236 151V152H235ZM258 151V152H257ZM124 152V151H123ZM144 151H142V153L141 154H144L143 153ZM166 152H168V151H166ZM180 153L179 155L178 154H176V153ZM221 152V153H220ZM243 153V154H241V156H240V153ZM252 152V153H251ZM114 153V154H115ZM174 153V154H173ZM197 153H200V154H203L202 156L201 155H199V157H201V158H199L200 160L198 161V158H197V156H198V154ZM205 153H206V157L208 156V158H206V157H204V155H205ZM208 153H210V154H208ZM215 153V155H213ZM237 153H239V154H237ZM141 154H139V155H141ZM149 154V155H150ZM183 155V157H181L182 155ZM219 156H218V155ZM117 155V154H116ZM197 155V156H196ZM222 155V156H221ZM239 155V156H238ZM245 155H246V157H245ZM248 155V156H247ZM111 156V155H110ZM143 155H142V157L143 158H141V159H143V160H140V157H137L136 156V163H138L137 161H139L140 160V162H139V164L140 163H143V162H145L146 160H144V157ZM184 156H185V158H184ZM218 157V159H219V163H218V166L220 167V169L218 170V166H215L214 165V167L211 165V161H210V159H212V157L213 158H215V157ZM262 156V157H261ZM113 157V156H112ZM211 157V158H210ZM221 157H224V158H222L221 159ZM261 157V158H260ZM115 157H113V159H114ZM117 158H119L120 159V157H118V155H117ZM116 158V159H117ZM146 158H148V157H146ZM177 158H176V160H177ZM182 158H183V160H182ZM187 158V159H186ZM195 158H197V160L195 159ZM205 158V159H204ZM236 158V159H235ZM244 158V159H243ZM246 158V159H245ZM186 159V160H185ZM206 159H209V161L208 160H206ZM261 159V160H260ZM121 160H122V158H121ZM181 160H182V162L184 163V165H182V162H181ZM206 160V162H204ZM223 160V162H221ZM226 160V161H225ZM124 161V160H123ZM180 161V162H179ZM190 161V162H189ZM197 161V162H196ZM204 163H202V162ZM231 161V160H230ZM247 161V162H246ZM261 161V162H260ZM122 162V161H121ZM125 162V161H124ZM210 163V164H207V163ZM225 162V163H224ZM123 163V162H122ZM122 163H119V164H122ZM187 165H186V164ZM199 163V164H198ZM240 163V162H239ZM248 163V164H247ZM113 166H115V167H113ZM188 164H190V165H188ZM202 164V165H201ZM220 164H221V166H220ZM238 164V163H237ZM242 164V162L239 164V165H241ZM263 164V165H262ZM198 165H199V167H198ZM206 165L208 166V167H206ZM211 167H210V166ZM234 165H235V163H234ZM250 165V166H249ZM114 168H112V167ZM190 166H192V167H190ZM202 166V167H201ZM189 167V168H188ZM196 167V168H195ZM215 167H216V169H215ZM225 167H227V169L225 168ZM262 167V168H261ZM260 168V169H259ZM200 169V170H201ZM104 170V169H103ZM114 171L113 172V174H112V171ZM195 170H194V173L193 174H196V172H195ZM228 170V171H227ZM254 170V171H253ZM256 171V172H255ZM257 171H258V173H257ZM223 172V173H222ZM226 172V173H225ZM255 172V173H254ZM115 173L117 174V176H115ZM262 173V174H261ZM190 174V175H191ZM226 176V177H225ZM256 177V178H255ZM260 177V178H259ZM84 178V177H83ZM83 178H81V180L83 181L84 179ZM45 180H47V181H45ZM44 182V183H43ZM48 182V179H47V177H43V179H41V180H39V182L38 183H40L41 185H45L46 183ZM39 184V185H40ZM54 189H56L55 190V193H56V195H57V193L59 194L58 196H56L57 198L60 196V199L61 198H63L64 196H65V194H66V189L63 187V186H61L60 184H57V185H55V187H54ZM63 192H65V194L63 193ZM62 194H64V196L62 195ZM61 196H63V197H61ZM59 199V198H58ZM35 242L36 241H39V242H36L35 244L37 245V246H41V244L43 243V242H41V240H37V239H35L34 240ZM33 241V242H34ZM38 243V244H37ZM44 245V244H43ZM42 245V246H43Z\"/></svg>",
  "mask_w": 264,
  "mask_h": 264
}]
</instances>
